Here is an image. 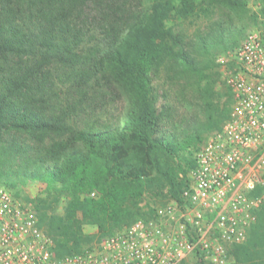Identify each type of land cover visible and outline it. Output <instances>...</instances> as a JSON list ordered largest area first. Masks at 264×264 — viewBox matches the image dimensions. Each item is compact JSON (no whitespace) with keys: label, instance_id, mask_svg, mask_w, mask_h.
I'll return each instance as SVG.
<instances>
[{"label":"trees","instance_id":"16d2710c","mask_svg":"<svg viewBox=\"0 0 264 264\" xmlns=\"http://www.w3.org/2000/svg\"><path fill=\"white\" fill-rule=\"evenodd\" d=\"M136 2L0 0V182L46 184L33 207L58 256L152 217L159 203L183 202L202 133L228 116L225 83L229 106L213 108V99L215 57L231 26L213 16L242 19L246 0ZM196 17L212 21L189 37L184 24ZM161 73L199 95L203 119L167 126V94L153 84ZM229 255L233 264H264V205Z\"/></svg>","mask_w":264,"mask_h":264},{"label":"built area","instance_id":"2783aa9c","mask_svg":"<svg viewBox=\"0 0 264 264\" xmlns=\"http://www.w3.org/2000/svg\"><path fill=\"white\" fill-rule=\"evenodd\" d=\"M216 62L232 101L194 152L183 202L58 256L33 205L0 183V264H230L229 248L246 240L264 205V18Z\"/></svg>","mask_w":264,"mask_h":264},{"label":"rangeland","instance_id":"374dc122","mask_svg":"<svg viewBox=\"0 0 264 264\" xmlns=\"http://www.w3.org/2000/svg\"><path fill=\"white\" fill-rule=\"evenodd\" d=\"M143 5L148 3V0H139ZM135 6L138 4L136 0L133 3ZM263 7V0H246V12L243 14L242 19L238 17L234 12L228 10H218L216 14L213 16L216 18V21H227L226 26H231V33L226 40L227 49L234 46V44H239L245 37L246 33L255 27H257L260 22L264 18V12L261 10ZM256 17V19H254ZM212 21L211 18L204 17H196L191 20H188L184 24V31L188 34L189 37H192L196 31H201L202 28L210 26ZM225 49V50H227ZM225 50H219L216 53L221 54L225 52ZM216 59V57H215ZM220 81L216 84V94L214 96V106L213 108H222L229 106L228 94L226 90V86L222 80V75L220 76ZM154 86L161 92L167 94L166 101L170 106V113L168 125L172 127H178L179 125L186 126L188 124L192 125L197 118L203 119L205 114L203 113V104L198 94H195L191 91V89H183L181 84H170L166 81L164 74L161 73L158 77L153 78ZM120 104H116L115 108H119ZM114 113L117 111L113 110ZM226 118H224L221 122H223ZM212 130H206L202 133V136L205 138L212 132ZM203 140V141H204ZM202 141V142H203ZM201 144V143H200ZM0 167L7 165L4 162L3 156L0 157ZM190 170L187 172V176L189 177ZM3 185L9 184L7 186L11 192L16 197H21L22 199L30 202L32 205L34 204L33 199L37 196L45 197V186L46 184L37 180H27L20 181L17 178H10L8 182H0ZM148 200V198H147ZM145 201H141V206L145 207ZM145 204V205H144ZM165 204V203H164ZM64 205V196L61 201L57 203L55 208L56 213L61 214L63 212ZM163 204H157L156 207L162 206ZM34 206V205H33ZM256 221V220H255ZM84 232L86 233H94L96 232V227L93 225H84ZM233 260L231 259V263L233 264Z\"/></svg>","mask_w":264,"mask_h":264}]
</instances>
